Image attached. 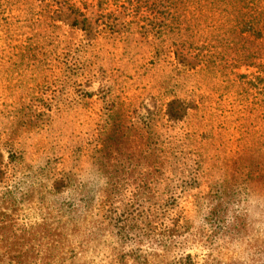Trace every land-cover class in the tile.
<instances>
[{
	"label": "trees",
	"instance_id": "obj_1",
	"mask_svg": "<svg viewBox=\"0 0 264 264\" xmlns=\"http://www.w3.org/2000/svg\"><path fill=\"white\" fill-rule=\"evenodd\" d=\"M52 1L0 0V28L21 26L30 34L26 45L8 46L21 59L17 67L30 66L40 74L42 69V80L49 66L79 74L77 66L65 63L67 32L57 24L60 15L67 11L68 18L73 17L71 29H91L89 0ZM90 3L103 19L100 33L126 30L159 43L160 52L170 59L164 62L172 70L159 88L171 101L158 116L167 118L172 133L168 138L160 134L162 122L152 116L139 115L132 126H122L116 117L122 113L114 109L107 122L109 132L101 134L99 129L94 153L82 155L106 178L104 189L84 190L75 172L78 166L58 172L50 161L25 175L30 183L60 185L64 195L72 190L61 206L68 212L57 241L64 257L70 264H197L191 256L164 260L179 243L168 234L166 220L173 219L186 195L191 199L189 211L182 209L178 216L185 224L190 217L207 245L221 242L232 254L240 248L251 252L234 264H264V0ZM122 7L133 13L119 29L115 10ZM0 31L11 41L17 29ZM174 51L181 64L190 59L196 66L179 70L171 61ZM20 124L41 128L22 115L16 125ZM129 142L134 146L127 154L122 147ZM1 160L0 155V181L7 167ZM9 160L18 163L19 158L11 154ZM131 177L142 197L129 204L118 202Z\"/></svg>",
	"mask_w": 264,
	"mask_h": 264
},
{
	"label": "rangeland",
	"instance_id": "obj_2",
	"mask_svg": "<svg viewBox=\"0 0 264 264\" xmlns=\"http://www.w3.org/2000/svg\"><path fill=\"white\" fill-rule=\"evenodd\" d=\"M88 4V12L84 9L83 12H87L90 19L89 32H83L78 26L79 29L72 30L73 17L68 18L67 11L60 15L62 20L57 23L67 32L66 66H77V75L49 66L48 77L42 80V69L41 75L30 66L23 70L18 68L21 59L8 46L26 45L30 38L28 28L5 24L0 28L17 29L11 41L4 39L0 31V155L2 163L7 165L2 169L5 174L0 181V264L71 262L64 257L57 241L64 231L62 221L66 216L63 215L68 214L62 209V202L72 190L68 189L64 195V189L52 182H28L25 175L33 173L34 168H43L48 161L58 172L78 166L75 172L84 183V190L104 189L106 178L99 174L94 161L82 155L94 153L99 129L101 134L109 132L107 122L114 109L122 113L116 116L122 126L126 123L132 126L139 115L152 116L155 122H162L160 134L168 138L172 133L167 130V118L162 121L158 116L161 110L167 111L171 101L159 88V84L167 80L166 73L172 70L164 62L170 59L160 52L161 45L141 40L126 30L114 35L100 33L103 19L92 9L90 0ZM132 13L129 7L115 10L119 29ZM175 53L171 61L179 70L196 66L190 59L186 65L181 64ZM43 113L47 116L45 122ZM21 115L28 123L34 122L41 128L16 125ZM133 146L129 142L122 148L128 154ZM11 154L19 158L18 163L9 160ZM136 182L135 177L126 181L118 202L129 204L137 198L140 200L142 193L137 192ZM190 203V196H183L173 219L166 220L168 234H174L179 242L165 256L166 263L191 256L197 264H234L240 255L251 254L244 253L243 248L232 254L230 246L223 248L221 242L212 248L207 245L203 235L196 233L199 230L193 229L190 217L185 224L183 217L178 216L182 209L189 211Z\"/></svg>",
	"mask_w": 264,
	"mask_h": 264
}]
</instances>
